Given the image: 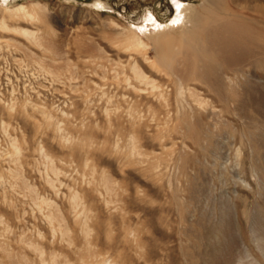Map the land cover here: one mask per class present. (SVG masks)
<instances>
[{
  "label": "rangeland",
  "instance_id": "obj_1",
  "mask_svg": "<svg viewBox=\"0 0 264 264\" xmlns=\"http://www.w3.org/2000/svg\"><path fill=\"white\" fill-rule=\"evenodd\" d=\"M103 1L0 0V264H264V116L239 102L264 66L200 27L129 41L172 0ZM257 3L221 16L264 26Z\"/></svg>",
  "mask_w": 264,
  "mask_h": 264
},
{
  "label": "bare ground",
  "instance_id": "obj_2",
  "mask_svg": "<svg viewBox=\"0 0 264 264\" xmlns=\"http://www.w3.org/2000/svg\"><path fill=\"white\" fill-rule=\"evenodd\" d=\"M3 1L7 2V0ZM210 2L217 7V13L219 14L209 15L208 17L207 13L212 12L211 8L207 9ZM250 2H253V0H202L198 6L189 0H172V15L169 18L160 20L153 10L147 9L137 19L138 22L131 23L123 34L125 39L145 46L140 34L158 33L159 35L177 28H183L193 33L192 31L200 27L205 30L207 46L220 56L232 57V59H229V63H236L237 65L244 58H254L253 63L255 66H264V26L261 18H251L240 14L234 17L221 16L223 13L233 14L230 10L232 7L229 9L228 4H232L239 9H245L249 8L248 4ZM95 4L100 7L104 4V1L97 0ZM251 8L264 17V5L257 3ZM17 9H24V6L19 5ZM190 58L185 65L191 73L192 71L201 70L202 66H209L204 58L193 56ZM134 70L141 79L146 78L135 67ZM220 82L223 84V80ZM243 88L244 92L240 96V100L238 99L240 104L244 107L247 103H252L264 116V86L248 79Z\"/></svg>",
  "mask_w": 264,
  "mask_h": 264
}]
</instances>
